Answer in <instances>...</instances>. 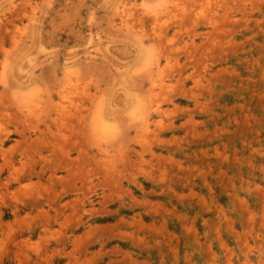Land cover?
<instances>
[{
    "label": "rangeland",
    "instance_id": "374dc122",
    "mask_svg": "<svg viewBox=\"0 0 264 264\" xmlns=\"http://www.w3.org/2000/svg\"><path fill=\"white\" fill-rule=\"evenodd\" d=\"M0 264H264V0H0Z\"/></svg>",
    "mask_w": 264,
    "mask_h": 264
}]
</instances>
